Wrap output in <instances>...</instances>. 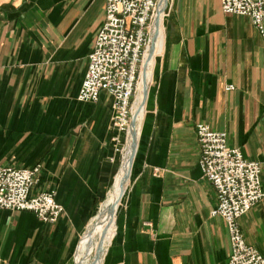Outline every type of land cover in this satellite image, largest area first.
<instances>
[{"label":"crops","instance_id":"1","mask_svg":"<svg viewBox=\"0 0 264 264\" xmlns=\"http://www.w3.org/2000/svg\"><path fill=\"white\" fill-rule=\"evenodd\" d=\"M104 8L105 0H0V164L40 165L32 193L54 190L64 210L54 225L0 211V264L75 263L110 186L121 138L112 100L76 99ZM151 71L102 264H227L228 232L210 215L216 195L199 168L195 128L225 133L258 163L264 191V36L249 18L224 15L220 0H167ZM239 225L264 257V198Z\"/></svg>","mask_w":264,"mask_h":264},{"label":"built area","instance_id":"2","mask_svg":"<svg viewBox=\"0 0 264 264\" xmlns=\"http://www.w3.org/2000/svg\"><path fill=\"white\" fill-rule=\"evenodd\" d=\"M160 1L105 0L104 21L95 36L76 99L97 103L100 94L106 93L112 100V126L118 133L128 130ZM220 8L224 15L249 18L264 36V0H220ZM195 129L199 168L216 195L210 215L221 218L228 232L227 264H264V257L245 243L239 225L264 198L260 165L245 160L239 149L228 146L225 133L213 132L204 124H197ZM40 170V165L23 169L0 164V211L30 212L43 223H57L64 210L55 200L56 192L32 193Z\"/></svg>","mask_w":264,"mask_h":264},{"label":"bare ground","instance_id":"3","mask_svg":"<svg viewBox=\"0 0 264 264\" xmlns=\"http://www.w3.org/2000/svg\"><path fill=\"white\" fill-rule=\"evenodd\" d=\"M164 3H160L158 9V28L157 40L155 42L154 51L145 53L143 62V73L141 72L140 82L138 86V98L134 100L131 108V116L128 130L125 134V144L122 150L121 165L116 173L114 182L108 192L105 201L100 206L96 216L90 221L84 238L80 241V246L76 256L75 264H102L103 256L113 236V230L116 221V213L120 206L121 200L127 188L130 177L132 163L137 149V140L139 136L140 124L144 113V93L149 88L151 81V70L155 55L159 53L161 43V21L164 15ZM141 87V88H140ZM136 95V97H137ZM136 99V98H135ZM135 106V107H134ZM133 120L134 124L130 126ZM97 250L98 259H94L93 251Z\"/></svg>","mask_w":264,"mask_h":264},{"label":"rangeland","instance_id":"4","mask_svg":"<svg viewBox=\"0 0 264 264\" xmlns=\"http://www.w3.org/2000/svg\"><path fill=\"white\" fill-rule=\"evenodd\" d=\"M166 9V8H165ZM165 11V10H164ZM141 88V87H140ZM140 94V90H139V93H138V95ZM138 95H137V97H135L136 99H134L135 100V103H136V100H137V98H138ZM135 107V106H134ZM112 128H113V126H112ZM114 129V128H113ZM115 130V129H114ZM118 134H120L121 135V138H119V139H117V143H118V147H117V158H116V160H115V172H114V176H113V178H112V181H111V183H110V186L108 187V190H107V192L105 193V195H104V197H103V199H102V201L100 202V204L98 205V207L96 208V210H95V214H94V216H92L91 218H90V221H91V219L92 218H94L95 216H96V214L98 213V210H99V208H100V206L102 205V203L105 201V199H106V196H107V194H108V192L110 191V189H111V186H112V184H113V182H114V179H115V176H116V173H117V171H118V169H119V167H120V165H121V160H122V150H123V147H124V144H125V133L123 134V133H118ZM130 179V178H129ZM129 182V181H128ZM128 185V184H127ZM90 221H89V223H90ZM89 223H88V225H89ZM88 225H87V227H88ZM87 227L85 228V230L83 231V233L81 234V236L79 237V239H78V244H79V242L81 241V239H83L84 238V233H86V229H87ZM78 244H77V246H78ZM93 256H94V259H98L97 257H98V255H99V253H98V251L97 250H94L93 251V254H92ZM72 263L73 264H75L74 263V257H73V259H72Z\"/></svg>","mask_w":264,"mask_h":264},{"label":"water","instance_id":"5","mask_svg":"<svg viewBox=\"0 0 264 264\" xmlns=\"http://www.w3.org/2000/svg\"><path fill=\"white\" fill-rule=\"evenodd\" d=\"M164 3L165 5V8H166V4H167V0H161L160 3ZM160 3H159V6H160ZM159 6H158V9H159ZM164 8V10H165ZM158 9H157V12H156V17H155V20L153 22V30L151 31V34H150V40H149V47H148V54L150 55L152 51H154V47H155V42L157 40V28H158ZM163 10V11H164ZM144 69H142V73H143ZM142 76V75H141ZM147 92H148V89L145 90V93H144V99L146 100V96H147ZM144 100V101H145ZM134 124L133 120H131L130 122V126H132ZM137 147V145H136ZM137 151V149H136ZM135 151V152H136Z\"/></svg>","mask_w":264,"mask_h":264}]
</instances>
